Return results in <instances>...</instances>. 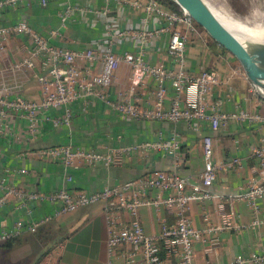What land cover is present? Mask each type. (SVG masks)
Instances as JSON below:
<instances>
[{"label": "crops", "instance_id": "crops-1", "mask_svg": "<svg viewBox=\"0 0 264 264\" xmlns=\"http://www.w3.org/2000/svg\"><path fill=\"white\" fill-rule=\"evenodd\" d=\"M68 5L73 7V15L66 21V26H62L60 14ZM21 20L30 23L60 47L83 49L92 46L105 50L112 45L117 52H142L151 64L176 66L168 50L170 34L164 33L147 39L133 36V31L158 27L164 24V20L157 14L147 16L142 8L130 3L116 0H49L44 6L40 0H30L4 8L0 12L2 24L9 25ZM54 28L61 30V37H52L50 31ZM31 45L32 42L26 35L10 37L8 51H0V86L3 83L19 84L20 88L14 89L16 93L31 100H40L41 88L33 70L12 68ZM186 68L193 73L206 68L222 74L226 82L223 87L215 89L214 98L220 100L221 107L226 110L239 106L249 107L255 99L262 96L260 90L248 79L236 57L216 43L204 29L190 34L186 49ZM131 74L130 65L122 63L108 89L112 99L121 95L129 96ZM148 84L149 88L156 85L153 79H149ZM173 92L169 85L166 106H169ZM147 94V90H140L135 101L141 106H147ZM84 107L83 102L74 103L70 125L56 124L52 120L44 121L36 139L29 138L25 123L16 111H11L5 121L0 123V175L6 168L26 167L28 173L16 172L10 179L28 190L50 191L64 186L72 190H96L106 185L123 183L151 171L176 169L188 176L192 186L197 184L205 168L203 147L204 138L208 136L212 140L215 159L223 162L240 159L234 168L220 169L210 190L230 197L246 188L251 178L262 180L260 160L253 155V149L264 138V126L231 120L214 130L208 121H200L201 128L196 130L187 122L124 119L111 105L98 98L86 109ZM63 109L64 107L52 109L48 114L61 115ZM261 109L264 110V102L261 103ZM174 132L178 133L181 140L180 159L164 150H147L124 156L120 163L110 166L100 163L68 168L61 162L44 160L35 155H22L27 150L36 151L41 147L68 143L106 151L110 147L168 139ZM69 176L71 179H68ZM218 201H192L188 211L192 223L202 226L205 212L210 213L213 223H222V219L233 209L235 222L244 226L220 231L219 244L215 248L210 247L209 241L197 242V264H229L240 253L264 250V225L257 228L247 226L253 218L250 203L246 199H233L232 204L227 202L220 209ZM260 204L264 215V199ZM104 206V201L85 205L53 218L34 234L23 233L19 240L23 241L24 251L31 255L41 251V248L47 250L54 246V264H109L110 260L115 264H125L123 253L127 247H121L115 256L109 253V226ZM55 207L53 203H42L36 207L34 214L38 217L52 212ZM27 217V212L17 209L16 203L12 201L0 209V229L12 227L17 219ZM138 217L148 234H159L165 224L170 225L176 220L175 213L163 205L158 209L141 207ZM128 219L129 215L123 212L121 220L126 222ZM30 236H33V243L24 242ZM162 264L179 263L163 251Z\"/></svg>", "mask_w": 264, "mask_h": 264}, {"label": "built area", "instance_id": "built-area-1", "mask_svg": "<svg viewBox=\"0 0 264 264\" xmlns=\"http://www.w3.org/2000/svg\"><path fill=\"white\" fill-rule=\"evenodd\" d=\"M30 0H0V12L7 7ZM112 1V0H107ZM130 3L142 8L147 16L157 14L164 24L154 28L133 31V36L148 37L170 34L168 50L176 66L151 64L142 52H117L110 45L105 50L95 47L83 49L60 47L37 31L25 20L5 25L0 22V51H8L12 35H26L32 45L13 69L29 68L37 78L41 88L40 100H31L14 91L19 84L0 86V123H3L11 111H16L25 123L30 139H36L46 120L56 124L70 125L74 114V103L83 102L85 109L94 99H102L124 119L145 118L174 122H187L200 130V121H208L210 127L218 130L229 121L250 122L264 126V110L261 103L264 96L255 99L249 107H237L226 110L220 100L214 97L215 89L223 87L226 79L217 70L203 68L193 73L186 68V49L191 33H199L203 28L184 8L174 10L159 0H116ZM47 5L49 0H40ZM73 7L68 5L60 14L62 26L72 16ZM52 37H61L59 28L51 29ZM122 63L131 67L129 96L121 95L112 99L109 87L112 85L116 71ZM155 84L149 88L148 80ZM169 85L174 92L169 106ZM147 90L146 105L135 101L140 90ZM263 92V91H262ZM261 93V92H260ZM262 94V93H261ZM64 107L61 115L50 116L52 109ZM181 140L174 132L168 139H155L140 144L110 147L106 151L75 146L72 143L41 147L36 151L27 150L22 155H35L48 161L63 163L66 167H79L81 164L107 166L120 163L124 156L147 150H164L180 159ZM203 154L205 168L197 184L190 186L188 176L179 171L155 170L145 175L129 179L120 184H110L96 190H72L66 186L50 191L28 190L17 182L11 181V175L25 174L26 167L6 168L0 175V209L10 202H15L17 209L26 211L29 217L19 218L12 227L0 229V243L15 242L23 233H36L40 227L55 217L72 212L82 206L104 201V212L109 226L108 249L111 256L123 246L125 264H162L163 251L179 264H197L195 245L197 242L209 241L210 247L219 244V232L224 229L240 228L234 220L231 209L222 223H213L209 212H205L202 226H195L189 216L192 201H209L218 199L220 209L233 199H246L253 210V218L248 227L257 228L264 225V215L260 202L264 199V138L254 147L253 155L260 160L261 177H253L242 191L225 197L210 190L218 172L224 167L234 168L239 158L219 161L214 158L213 144L210 137L204 138ZM1 156V152H0ZM71 179V176L68 177ZM42 203L56 205L50 213L35 216L36 207ZM171 209L175 215L174 223L165 224L158 234L146 233L138 217L141 207L158 209L160 206ZM126 212L129 219L121 220ZM109 264H115L113 260ZM229 264H264V250H253L249 254H238Z\"/></svg>", "mask_w": 264, "mask_h": 264}, {"label": "water", "instance_id": "water-1", "mask_svg": "<svg viewBox=\"0 0 264 264\" xmlns=\"http://www.w3.org/2000/svg\"><path fill=\"white\" fill-rule=\"evenodd\" d=\"M219 45L242 65L248 79L264 92V41L240 39L216 16L207 0H175Z\"/></svg>", "mask_w": 264, "mask_h": 264}, {"label": "rangeland", "instance_id": "rangeland-1", "mask_svg": "<svg viewBox=\"0 0 264 264\" xmlns=\"http://www.w3.org/2000/svg\"><path fill=\"white\" fill-rule=\"evenodd\" d=\"M215 6L222 8L224 11L229 14H234L236 18L240 20H245L249 24L261 23L264 24V0H209ZM181 8V7H180ZM253 12V13H252ZM238 15V16H237ZM264 96V92L260 91ZM40 241V239H39ZM15 251L14 255L19 256L18 254L25 249L23 246V241L16 240L11 242ZM7 243H0V264L2 261V255L5 253V247ZM54 246H51L45 250L42 254L36 252L28 256L27 260L25 259L24 264H54L56 260V253L53 250ZM23 249V250H22ZM22 250V251H21ZM52 250V252H51ZM24 252V251H23Z\"/></svg>", "mask_w": 264, "mask_h": 264}, {"label": "bare ground", "instance_id": "bare-ground-1", "mask_svg": "<svg viewBox=\"0 0 264 264\" xmlns=\"http://www.w3.org/2000/svg\"><path fill=\"white\" fill-rule=\"evenodd\" d=\"M207 2L209 3L216 16L221 20V22L240 39L264 41V24H249L245 22V20H240V17L238 19L233 16L234 14H229L222 8L215 6L214 4L209 2V0H207Z\"/></svg>", "mask_w": 264, "mask_h": 264}, {"label": "trees", "instance_id": "trees-1", "mask_svg": "<svg viewBox=\"0 0 264 264\" xmlns=\"http://www.w3.org/2000/svg\"><path fill=\"white\" fill-rule=\"evenodd\" d=\"M160 2L166 4L167 6H169L170 8L174 9V10H179L180 9V5L175 1V0H159ZM224 48V47H223ZM225 49V48H224ZM228 51V50H227ZM33 236H30L29 238H27L24 242L26 243H33ZM19 241L22 242V240L20 239ZM47 244V243H45ZM4 249H5V253H3V257H2V261L1 264H24L25 263V259L27 260L29 254L28 252L26 253V251H22L20 252L18 255L19 256H15L14 252L15 251L12 246L11 242H8L6 245H4ZM41 248L40 253L42 254L45 249ZM39 252V251H38ZM28 254V255H27Z\"/></svg>", "mask_w": 264, "mask_h": 264}]
</instances>
